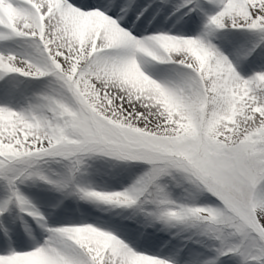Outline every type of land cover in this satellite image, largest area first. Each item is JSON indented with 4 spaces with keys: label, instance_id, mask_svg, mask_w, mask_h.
I'll list each match as a JSON object with an SVG mask.
<instances>
[{
    "label": "snow or ice",
    "instance_id": "snow-or-ice-1",
    "mask_svg": "<svg viewBox=\"0 0 264 264\" xmlns=\"http://www.w3.org/2000/svg\"><path fill=\"white\" fill-rule=\"evenodd\" d=\"M24 4L0 0V28L7 30L0 39L27 37L35 55L0 53V76L51 74L70 97H45L49 115L0 105V176L10 187L8 199L29 203L15 189L16 180L36 177L65 186L33 167L48 157L67 160L70 172L94 154L145 161L148 170L123 190L78 187L80 198L123 206L151 203L154 210H140L152 219L199 227L219 241L221 254L237 252L242 264H264V192L257 190L264 181V71L243 77L228 56L200 36L137 38L101 8L73 0ZM112 4L108 0L106 7ZM208 24L264 34V0H222ZM138 54L190 71L161 83L141 70ZM174 171L210 192L219 205L169 200L159 178ZM49 232L32 250L0 254V264H172L93 224Z\"/></svg>",
    "mask_w": 264,
    "mask_h": 264
},
{
    "label": "rangeland",
    "instance_id": "rangeland-1",
    "mask_svg": "<svg viewBox=\"0 0 264 264\" xmlns=\"http://www.w3.org/2000/svg\"><path fill=\"white\" fill-rule=\"evenodd\" d=\"M160 2V0H158ZM165 3H171L173 6H186L190 2L194 1L195 4L200 6V11H199V20L201 24L204 26L202 29V32H200L199 36L205 40L206 42H211L215 47L220 50L223 54H225V47L223 45L214 43L212 40V34L215 33L218 35V28H215L212 25L208 24V18L215 14L217 11H219L222 0H207L209 5L206 4V0H161ZM150 3V2H149ZM178 3V4H176ZM160 4V3H159ZM164 5V3H162ZM196 5V6H197ZM149 6V5H148ZM171 6V7H172ZM170 9V8H168ZM152 10V9H151ZM166 10V9H165ZM176 12V11H174ZM172 12V13H174ZM171 14V13H170ZM227 30H232L234 32H229L228 34H223L220 36L221 41H224L223 39H226L229 43H231V48L228 49L227 52H232L235 54L237 57L245 58L251 56V52H254V49L259 50L258 53L262 54L263 59L262 61L256 65H253V68L248 70V73L245 78L253 75L256 72L264 71V39H262V36L264 34H261L257 32L256 30H249V29H244V33L249 30L251 33L248 36H251V42L247 44L243 38L239 36L238 31L239 28H231V27H226ZM207 31H211L207 32ZM237 31V32H236ZM255 33V35H253ZM189 37H195V36H189ZM23 38V37H19ZM220 41V42H221ZM224 43V42H223ZM18 43L14 40L11 41L10 44L7 46L2 45L1 47H5L7 49H16V50H22L25 51L28 46H30L31 50L34 52V49L32 47L33 42L29 43H22L21 45L17 46ZM15 46L20 47L19 49L15 48ZM223 46V47H222ZM15 54L17 56L16 51L14 52H7ZM19 53V52H18ZM250 53V54H249ZM257 53V52H255ZM23 57H33L34 54H28L24 56L25 54H21ZM228 55V53H227ZM260 56V55H259ZM21 59H24V58ZM230 59V58H229ZM138 64L141 67V70L146 69L147 71L151 70L152 73L154 74H160L164 75L163 79L168 83V82H176L180 77L189 72V69H184L180 68L179 66H175L173 69H168L166 70L165 67L159 65L157 66L156 64L153 63V59L147 56H144L142 54H138L137 56ZM263 62V63H262ZM50 79H52L53 84L57 85L54 87V85H49L48 88L52 89V92H47L46 95H41L39 98L37 97H32L25 95L22 97V102H21V107L20 109L22 110H28L32 109L33 111L44 114V115H49L48 109L45 106L46 105V100L45 97H55L57 99H65L66 101L69 99L70 94L67 93L66 88L63 86L62 81H59L58 78L52 76L51 74H47ZM39 87V86H37ZM54 87V88H53ZM40 88V87H39ZM48 91V90H47ZM59 93V95H57ZM3 105V104H2ZM6 105V104H5ZM7 106V105H6ZM15 110H17L19 107L14 108V106H9ZM33 167L38 168L44 175H46L49 179L55 180V181H61L65 184L63 188H57L53 184H49L45 182L44 180H40L39 178L33 177L29 179H22V180H16L14 182V187L15 189H21L23 188L21 186V183L24 185H32V186H37V187H45V188H50L56 192H59L63 194L66 198H69L73 201H84L88 202L90 205H95L94 208L104 211L103 207H108L112 208L111 206H116L118 207L119 205H110V204H105L103 202H95V201H90L86 199L80 198L77 188H89L91 187V184L89 186L86 185V181L83 180V176L87 174V171H91L92 168H94V177L97 176L96 178L98 181L101 180L105 183L108 191H119L123 190L124 188L128 187L131 185L139 176L143 175L144 172L148 170L150 165L145 162V161H118L114 158L111 157H106L103 155L99 154H94L91 156H86L84 158V163L79 167L77 171H69V162L63 158L60 157H48L45 158L44 160L40 161L38 164L34 165ZM91 183V182H89ZM159 184L163 187V190L167 196V198L171 201H173L177 205H183V206H217L219 205V201L215 196H213L210 192L204 189H197L193 184H191L189 181H187L183 174L179 172H173L171 175H164L161 178H159ZM89 186V187H88ZM151 188V186H149ZM0 190L3 191H10V187L7 183V181L0 176ZM257 190L259 192H264V181H262L260 184L257 185ZM22 195H24L23 190H19ZM106 191V190H105ZM7 197V195H6ZM8 198V197H7ZM103 206V207H102ZM123 206V205H122ZM24 208L25 210H21V208ZM144 208L146 210H154L155 206L151 203H145L143 205H133V206H126L127 210L125 213L122 214V218L125 220L131 221L132 225L131 228L134 230L138 231L142 228H145V224L148 223L149 226H158L161 228H166L171 231V229L178 228L180 232H183L186 234V236L190 235L191 238H195V236L199 239H201L205 244L208 246H212L209 248V251L211 255H209L207 260H212L216 261L214 264H242V258L237 252H228L227 254H221L219 249H221V245L219 241L212 239L205 234H203L202 229L199 227H190L186 226L182 223H177L175 226H168L164 224L162 221L159 220H154L150 216L147 215L146 211H141L140 208ZM43 210V211H42ZM56 211V214H55ZM53 211V215H57L62 219L65 216V210L61 209V212L57 209ZM116 211V210H114ZM30 212H33L31 208H28L27 205H19L16 203V201H12L8 204V206L5 208V211L3 210L0 212V223H4L3 220L7 217H13L17 213L22 214L26 213L29 215ZM110 213V211H107ZM113 212V211H111ZM38 213L42 218H47V214L45 212V209H40L38 210ZM61 215V216H60ZM116 215V214H115ZM44 216V217H43ZM21 219H24L22 216H20ZM29 221L28 222H35L38 223L35 219L30 220V218H27ZM63 223L58 226L54 225H49L48 221L46 223V227L48 230L47 235H42L43 238V243L50 237L51 233L49 232V229L51 228H56L60 226H69V225H79V224H84V223H89L93 224L96 226L94 223H91L89 221L85 222H65L62 221ZM45 224V223H44ZM48 224V225H47ZM102 228V226H98ZM104 230L112 231L111 228L105 229ZM118 231H115L113 234L117 235L118 238L122 239L125 241L124 237H121L120 235L117 234ZM173 232V231H172ZM136 234V232L134 231ZM139 236V235H138ZM44 238H46L44 240ZM143 241V238L140 239ZM166 240V238H165ZM42 243V244H43ZM41 244V245H42ZM130 245V243H128ZM171 246V245H170ZM137 250V249H135ZM141 252V251H138ZM4 253V252H2ZM0 253V254H2ZM142 253V252H141ZM195 262V261H194ZM192 262V263H194ZM207 262V261H206ZM198 264H206L202 258L198 259L196 261ZM249 264H252V262H249Z\"/></svg>",
    "mask_w": 264,
    "mask_h": 264
},
{
    "label": "bare ground",
    "instance_id": "bare-ground-1",
    "mask_svg": "<svg viewBox=\"0 0 264 264\" xmlns=\"http://www.w3.org/2000/svg\"><path fill=\"white\" fill-rule=\"evenodd\" d=\"M73 2L77 6H88V7H98L101 8V10L106 11L104 8V4L108 0L100 1V0H73ZM121 2V0H120ZM131 2V3H130ZM127 1L124 2L122 7L120 9H115V7L119 4V0H113L112 7L109 8L107 14L110 16H113L114 18L119 17L120 19L118 20V23L120 24L121 27L125 28L127 31H129L132 35L136 36L137 38L145 37L148 35L152 34H157V33H166L165 26L169 27L168 25H171L170 21V16L169 14L167 17L164 18V20H161V15L158 17L157 20L153 21L154 18L150 16V11L151 9L156 12V15L161 11L163 8V5L158 1V0H133V1ZM150 2V3H149ZM14 3H16L19 6H25L24 0H14ZM139 3V4H137ZM160 3V4H159ZM107 5V4H105ZM149 5V6H148ZM144 9L142 12L141 9ZM86 10V9H85ZM137 17L136 23L133 24L132 19ZM178 20L181 22H189L191 21L190 16H177ZM123 19V20H122ZM160 20V21H159ZM147 21L152 22V26L148 29L147 32H145L143 29H140V25L144 26ZM165 25V26H162ZM164 27V28H163ZM188 28V33L190 32H196L192 30V24L187 25ZM6 29L0 28V32H6ZM181 31L178 30V26L176 24L171 25L170 31L167 32V34L171 35H178L180 34ZM16 41L21 45L22 43L26 44L29 42H33L31 39L27 37H23L22 39L17 37V36H6L3 39H0V53L7 54V52H15L17 53L18 58H22L23 56L21 55L22 53L25 54L24 56L28 54H34L35 53L31 50L30 46L25 49V51L22 50H16V49H7L4 46H8L11 41ZM4 45L3 47H1ZM15 46V48L19 49L20 47ZM19 52V53H18ZM225 55L227 53L225 52ZM230 60L233 62L234 66L236 67V70L244 77H246L248 70L251 69L253 64L247 60L242 63V61H239L232 57L231 55L228 56ZM29 58V57H23ZM153 63L156 64L157 66L161 65L168 69H173L175 66H179L180 68L186 69L184 66L175 64L172 62H167V61H157L153 60ZM159 64V65H158ZM258 64V62L256 63ZM187 70V69H186ZM142 71L145 72L146 75H149L150 78L156 79L158 82L161 83H167L163 77L164 75L160 74H154L152 73L151 70L147 71L146 69H143ZM53 80L48 77L46 74L45 76L42 77H26L23 76L19 73H9V74H4L0 76V105H7V106H14V108L19 107L17 110L20 109V105L22 102V97H24V93L28 96L30 94L31 96L34 97L33 92L38 91L36 95L41 96V95H46L47 94V85L50 83V85H54ZM40 89L38 90L39 87ZM23 110V109H22ZM95 176L92 180L91 186H97L99 188V185L102 181H98ZM19 181V180H18ZM16 181V183H18ZM90 181V180H89ZM22 184V183H21ZM88 185V183H86ZM23 188L17 189L23 190L28 193H35L36 194V189L28 186V185H21ZM19 193H21L19 191ZM22 194V193H21ZM11 195V190L10 191H3L0 190V208L5 209L8 204L12 201H15V198L13 197L11 200H9L7 197ZM5 201H8L7 206H5ZM42 202L44 203L45 206H48V199L45 197V199H42ZM58 204H61L59 201ZM69 205V204H68ZM32 209V208H31ZM35 212H38V210H34ZM90 216L84 217L82 216L78 211H72L65 215L62 219L58 217L55 211L54 215L48 216V224L49 225H54L58 226L60 223L62 224V221L65 222H85L89 221L91 223H94L96 226H102V228L109 229L111 228L113 233L115 231H118L117 234L120 235L121 237H124L125 243H130V246L133 247L134 249H137V251H141L144 254L148 255H155L164 259H168L172 262V264H189L188 261H192L193 259V254H189L188 252L180 249V250H173L174 247H176V243H172V247L170 246V243L168 244V247H164L162 243L164 242L162 240L163 236H153L149 233V227L148 228H142L138 231L134 230L136 234L134 233L133 229L131 228V223L117 217L115 214L122 216V213L119 212H103L99 210H92L91 212H88ZM19 215L18 213L15 215V217ZM61 216V215H60ZM5 222V225L9 228L8 232V241L13 244L15 247L14 251H28L32 250L35 248L37 245L36 242L33 240L37 237L36 235H28L25 233V231L21 228H16L17 224V219L15 218H5L3 220ZM42 223V222H41ZM44 225V223H42ZM34 227V226H33ZM25 230H29L32 227L28 229V226L23 227ZM14 229V230H13ZM35 234V230L33 231ZM1 229H0V238H1ZM139 235V236H138ZM144 236L147 237V240L141 241L140 239L143 238ZM38 238V237H37ZM154 244V245H153ZM180 247L178 246L175 249H179ZM173 250V251H172ZM225 264V263H224Z\"/></svg>",
    "mask_w": 264,
    "mask_h": 264
}]
</instances>
